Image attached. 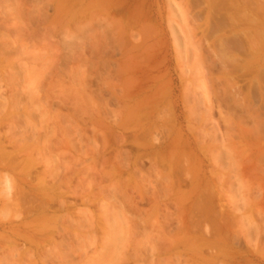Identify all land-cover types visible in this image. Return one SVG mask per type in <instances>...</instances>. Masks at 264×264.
Returning a JSON list of instances; mask_svg holds the SVG:
<instances>
[{"label":"rangeland","instance_id":"374dc122","mask_svg":"<svg viewBox=\"0 0 264 264\" xmlns=\"http://www.w3.org/2000/svg\"><path fill=\"white\" fill-rule=\"evenodd\" d=\"M259 46L264 0H0V162L13 164L0 189L4 177L24 178L22 207H35L41 177L54 182L51 226L59 218L80 237L63 264H93L99 252L124 256L113 264H264ZM171 146L179 158L168 167L158 157ZM17 211L0 208V222L32 220Z\"/></svg>","mask_w":264,"mask_h":264},{"label":"bare ground","instance_id":"6f19581e","mask_svg":"<svg viewBox=\"0 0 264 264\" xmlns=\"http://www.w3.org/2000/svg\"><path fill=\"white\" fill-rule=\"evenodd\" d=\"M242 3V2H241ZM229 4V3H228ZM235 4V3H234ZM239 4V3H238ZM238 4H237V7H239L238 6ZM247 4V3H246ZM246 4H244V6H246ZM231 6V5H230ZM244 6L242 5V8H244ZM235 7V6H234ZM236 7V8H237ZM247 7H248V4H247ZM235 8V9H236ZM241 8V7H240ZM241 8V9H242ZM250 8V7H249ZM257 12H258V14H260L261 15V10H262V8H261V5L260 4H258L257 3ZM233 9V8H232ZM234 9V10H235ZM238 9V8H237ZM255 9V8H254ZM249 10V9H248ZM235 11H237V10H235ZM240 11V10H239ZM254 11V10H253ZM232 12H234V11H232ZM240 12H242V11H240ZM244 12V11H243ZM242 12V13H243ZM253 13V12H252ZM251 13V14H252ZM239 14V13H238ZM241 14V13H240ZM244 14V13H243ZM246 14V13H245ZM254 14H256V13H254ZM253 14V15H254ZM245 16V15H244ZM257 17V16H256ZM259 17V16H258ZM261 17V16H260ZM246 18V17H245ZM257 19H259V18H257ZM250 20V19H249ZM256 21V20H255ZM259 21V23L257 24L256 22H255V26L254 27H256L257 28V30H256V32H259V34L261 33V31H259V29H261V30H263L262 28H263V25H262V23H261V20L259 19V20H257V22ZM245 24H246V22H245ZM253 33V32H252ZM261 35H263V32H262V34ZM239 38V37H238ZM243 38V37H242ZM259 38V37H258ZM261 38H262V36H261ZM233 42H235V41H233ZM236 43V42H235ZM232 44V43H231ZM236 44H238V45H236ZM235 45H236V47L235 48H237V47H239V49H241V51H244V50H242L243 48H242V44H241V46H240V44L239 43H236ZM248 44H250V43H248ZM234 45V46H235ZM233 46V47H234ZM260 47V46H259ZM259 47H257V49H258V53L262 56V54L264 53V48H263V46H261L260 48ZM2 48V47H1ZM252 48V47H251ZM245 49V48H244ZM238 50V49H237ZM251 51H252V49H251ZM155 52V51H154ZM239 52V51H238ZM257 52H256V54H257ZM1 53V52H0ZM255 53V52H254ZM250 55V54H249ZM255 56V55H254ZM248 57V56H247ZM259 57V56H258ZM255 58H256V56H255ZM254 58V59H255ZM263 58V57H262ZM41 59V58H40ZM259 59V58H258ZM258 59L256 60V61H258ZM261 59V58H260ZM42 60V59H41ZM256 61H253L251 64H253L254 62H256ZM250 63V62H249ZM256 64V63H255ZM255 64H253L254 66H256ZM264 64V63H263ZM259 65L260 67H262V66H264V65ZM258 65V64H257ZM255 68V67H254ZM258 68V67H257ZM262 70L261 68H258V70ZM260 71H258V74L259 75H262V73L260 74L259 73ZM261 72H263V71H261ZM40 74V76L42 75L41 73H39ZM263 75H264V73H263ZM262 75V76H263ZM35 76H37V75H35ZM39 77V76H38ZM33 79V78H32ZM37 79V78H36ZM150 79V78H149ZM155 79V78H154ZM153 79V80H154ZM38 81V80H37ZM36 81V83H34V84H37V85H39L38 86V88H39V90H41L40 88H41V80H40V84H38V82ZM147 81V80H146ZM156 81V80H155ZM11 83V82H10ZM32 83V84H33ZM13 84V83H12ZM30 84V83H29ZM144 84V83H143ZM142 84V85H143ZM36 85V86H37ZM148 85V84H147ZM156 85V84H155ZM36 86H35V88H36ZM141 86V85H140ZM158 86V85H157ZM32 88V87H31ZM38 88H36V89H38ZM39 90H38V92H39ZM153 90V89H152ZM162 90V89H161ZM31 91V90H30ZM33 91H34V88H33ZM158 91V90H157ZM156 91V92H157ZM37 92V91H36ZM151 92V91H150ZM161 93V92H160ZM16 94H18V93H16ZM36 94H38V93H36ZM152 94V93H151ZM164 94V93H163ZM166 94H169V93H166ZM154 95H157V93L156 94H154ZM34 96H35V94H34ZM33 96V94L31 95V97L33 98L34 97ZM152 96V95H151ZM161 96H162V94H161ZM165 96V95H164ZM163 96V97H164ZM29 97H30V95H29ZM36 97V96H35ZM147 97H149V96H147ZM160 97V96H159ZM158 97V98H159ZM166 97H168V96H166ZM13 98H14V96H13ZM150 98V97H149ZM152 98L153 97H151V100H152ZM36 99V98H35ZM11 100H12V98H11ZM155 100H157V99H155ZM163 100H165V99H163ZM16 101V100H15ZM147 102V101H146ZM18 103V102H17ZM158 103H159V101H158ZM8 104V103H7ZM157 104V103H156ZM15 105V104H14ZM155 105V104H154ZM146 106H148L147 105V103H146ZM150 106H152L153 107V109H155V110H157L156 109V107L155 106H153V105H151L150 104ZM159 106V105H158ZM10 107H11V105H10ZM12 107H14V106H12ZM17 107V106H16ZM20 107V106H19ZM149 107V106H148ZM151 107V108H152ZM155 107V108H154ZM15 108V107H14ZM149 109V108H148ZM152 109V110H153ZM150 110V109H149ZM13 111V110H12ZM143 112H145V111H143ZM153 112V111H152ZM13 113V112H12ZM17 113V112H16ZM23 113V112H22ZM159 113V112H158ZM8 114V113H7ZM27 114V113H26ZM31 114V113H30ZM10 115V114H9ZM15 115V114H14ZM13 115H11V116H9L10 118L12 117ZM151 116V115H150ZM164 116V115H163ZM8 117V118H9ZM14 117V116H13ZM24 117V116H23ZM166 117V116H165ZM17 118V117H16ZM20 118H21V116H20ZM25 118V117H24ZM145 118V117H144ZM147 118V117H146ZM18 119V118H17ZM148 119H149V117H148ZM162 120V119H161ZM169 120V119H168ZM14 121V120H13ZM164 121V120H163ZM15 122V121H14ZM158 122V121H157ZM169 124V123H168ZM155 125H157V124H155ZM162 125V124H161ZM177 125V124H176ZM166 126V125H165ZM161 128V127H160ZM175 128V127H174ZM162 132V131H161ZM15 133V132H14ZM163 134V133H162ZM145 137V136H144ZM29 138V137H28ZM169 138V137H168ZM147 139V138H146ZM174 139V138H173ZM29 140V139H28ZM27 140V141H28ZM26 141V142H27ZM31 141V140H30ZM9 142V141H8ZM7 142V143H8ZM14 142V141H13ZM24 142V141H23ZM157 139H156V143L155 144H157ZM196 142V141H195ZM12 143V142H11ZM22 143V142H21ZM29 143V142H28ZM158 143H160V142H158ZM194 143V142H193ZM197 143V142H196ZM20 144V143H19ZM29 144H31V143H29ZM29 144H27V145H29ZM147 144V143H146ZM200 144V143H199ZM14 145V144H13ZM24 145H26V144H24ZM158 145V144H157ZM10 146V145H9ZM16 146V145H15ZM32 146V145H31ZM175 146V145H174ZM3 147L4 146H2L1 148L3 149ZM29 147V146H28ZM154 147H156V146H154ZM172 148H173V146H171ZM18 148V147H17ZM159 148V147H158ZM162 148V147H161ZM185 148V147H184ZM1 149V150H2ZM5 149V148H4ZM3 149V150H4ZM11 149V148H10ZM15 149V148H14ZM21 149V148H20ZM19 149V150H20ZM199 149V148H198ZM1 150H0V152H1ZM23 150V149H22ZM175 150H176V152H178L177 154H179V151H178V149H177V146L175 147V148H173V149H171V148H169V151H168V154L166 155V156H162V157H158V159L159 158H161V159H159L160 160V162H161V164H163V165H166V166H170L171 164H174L175 162H176V157L177 158H179V156H177V154H176V152H175ZM11 151V150H10ZM3 152V151H2ZM15 152V151H14ZM25 153V152H24ZM28 154V153H27ZM151 154V153H150ZM0 155H2V154H0ZM5 155H7V154H5ZM3 156L4 158L6 157V158H8L7 156ZM15 155V154H14ZM182 155V154H181ZM183 155H184V153H183ZM11 156V155H10ZM23 156V155H22ZM29 156V155H28ZM21 157V156H20ZM157 157V156H156ZM5 158V159H6ZM11 157H9V159H10ZM22 158V157H21ZM261 158V157H260ZM259 158V159H260ZM2 159V158H1ZM4 159V161H2L1 160V162H0V166H1V169L0 170H3V171H5L6 170V168H7V171H9L12 167H13V164H12V167H10V168H8V166L6 165V164H8V162L5 164L4 162H6V160ZM11 159H13V158H11ZM19 159V158H18ZM31 158H29L28 160H30ZM165 159H167V160H165ZM264 159V158H263ZM198 160V159H197ZM10 161V160H9ZM26 161V160H25ZM157 161V160H156ZM156 161H155V164H156ZM12 162V161H11ZM19 162H21V161H19ZM19 162H17V163H19ZM27 162V161H26ZM115 162V161H114ZM113 162V163H114ZM16 163V162H15ZM14 163V164H15ZM21 163H23V162H21ZM29 163L31 164V161H29ZM116 163V162H115ZM158 163H159V161H158ZM257 163V162H256ZM26 164V163H25ZM176 164V163H175ZM200 164V163H199ZM9 165V164H8ZM17 165V164H16ZM18 165H20V164H18ZM157 165V164H156ZM159 165V164H158ZM9 166H11V163H10V165ZM165 166V167H166ZM193 166V165H192ZM2 167H3V169H2ZM17 167V166H16ZM23 167V166H22ZM121 167V166H120ZM124 167V166H123ZM188 167H189V165H188ZM4 168H5V170H4ZM15 168V167H14ZM112 168V167H111ZM115 168H116V166H115ZM17 170V169H16ZM21 170H23V169H21ZM112 170V169H111ZM14 171V170H13ZM114 171V170H113ZM190 171V170H189ZM201 171V170H200ZM199 171V172H200ZM6 172V171H5ZM19 173V172H18ZM115 173V172H114ZM24 174H26V173H24ZM23 174V175H24ZM3 175V174H2ZM16 175V174H15ZM112 175H113V173H112ZM4 176V175H3ZM18 176V175H17ZM14 177V176H13ZM23 177V176H22ZM25 177V176H24ZM112 177V176H111ZM3 177L1 176V179H2ZM8 178V179H7ZM7 178L5 179V177H4V179H2L1 180V185L3 186V187H1V188H3V189H0V190H2L1 191V195H2V197H1V195H0V197H1V199H0V208H1V210L3 211L4 209H5V211H6V209H7V211L8 210H12V211H14V212H18L17 210H19L20 208H22L24 211L23 212H25L26 213V217H30V218H32V220L31 221H29V222H27V223H25V221H23V225L22 226H16L15 228L13 227V226H10V222L8 223V221H4V222H6V223H4V222H0V264H2V262L4 263V260H6L5 262L7 263L8 262V260H11V258H13L12 259V263L14 264H17V263H19V264H26V263H28V264H36V262H35V258H37L38 259V261L41 263V264H59V263H66V254L69 252V251H72L73 250V248H72V246H73V244L75 243V242H77V241H79V238L80 237H78V236H74V235H66V233H64V231L62 232V229L59 227V226H57L58 225V223L61 221L59 218H57V219H55V221H56V225H54V226H51L52 225V222L54 223V218L53 219H50V217H48L47 216V211H48V209H47V207H46V203L47 202H49L50 200L51 201H53L54 199H58L60 196H62V194L59 196H57V197H52V196H50L49 194H48V192L46 191L48 188H51L52 186H53V184H54V182H52V186L50 187L49 185H47L46 184V179H45V177L43 176V178L41 177V179H40V181H39V185H40V187H38V185H37V187L40 189H38V188H36V189H34L33 190V194L35 193L34 191L36 190V194L34 195L35 197H38L37 199H41L42 201L41 202H37V206H35V207H33V206H26V207H22V204L25 202H23L22 203V201L26 198V197H28V195H27V192L24 190V178H23V180H22V178H17V179H9L10 177H8L7 176ZM178 178V177H177ZM179 179V178H178ZM188 179V178H187ZM17 181L18 183L20 182V185H17L16 184V186L14 185V182H12V181ZM26 180V179H25ZM11 181V182H10ZM27 181V180H26ZM52 181H53V178H52ZM253 181V180H252ZM38 182V181H37ZM48 182V181H47ZM67 182V181H66ZM11 183H13V186H12V184ZM50 183V182H49ZM57 183H56V180H55V185H56ZM67 184H68V182H67ZM190 184V183H189ZM200 184V183H199ZM51 185V184H50ZM58 185L59 184H57V187H58ZM195 185V184H194ZM197 186V185H196ZM48 187V188H47ZM56 187V188H57ZM195 187V186H194ZM31 188V187H30ZM197 188V187H196ZM205 188V187H204ZM52 189H55V187L54 188H51V191H52ZM192 189V188H191ZM198 189V188H197ZM200 189H201V187H200ZM58 190H60V189H58ZM58 190H57V193L56 194H58ZM195 191V190H194ZM60 192H62L63 194L65 193V192H63L62 190L60 191ZM78 192V191H77ZM77 192H74V193H77ZM202 192V191H201ZM204 192V191H203ZM11 193H12V195H11ZM51 193V192H50ZM194 193V192H193ZM197 194H198V191L196 192ZM199 193H200V191H199ZM31 194V193H30ZM197 194L195 195V194H193V195H195V197L197 196ZM11 195V196H10ZM66 195V194H65ZM70 195V194H69ZM78 195V194H77ZM82 195H84L83 194V192H82ZM212 195V194H211ZM187 196V195H186ZM66 197V196H65ZM84 197V196H83ZM29 198V197H28ZM50 198H53V199H50ZM60 198H62V197H60ZM69 198V197H68ZM186 198V197H185ZM189 198V197H188ZM203 198V197H202ZM214 198V197H213ZM46 199V200H45ZM50 199V200H49ZM84 199H86V201L84 200V202L82 203V204H86L87 203V198H84ZM196 199V198H195ZM2 200V201H1ZM35 199H32V201H34ZM45 200V201H44ZM60 200V199H59ZM78 200V199H77ZM76 200V201H77ZM82 200H83V198H82ZM81 200V201H82ZM197 200H199V199H197ZM197 200H195V201H197ZM65 202V201H64ZM204 202H205V199H204ZM209 202H210V200H209ZM30 202L28 201V202H26V205L27 204H29ZM39 203V204H38ZM30 204H35L34 202L33 203H30ZM65 204H67V203H65ZM64 203H63V201H58V208H59V210L62 212L63 211V206L65 205ZM24 205V204H23ZM25 206V205H24ZM51 209V208H50ZM51 210H53V209H51ZM204 210V209H203ZM193 211V210H192ZM196 211V210H195ZM202 211V210H201ZM191 212V211H190ZM199 212V211H198ZM210 212V211H209ZM193 213H194V211H193ZM193 213H191V214H193ZM55 216V215H54ZM116 216V215H115ZM121 216H122V212H121ZM121 216H119L120 218H121ZM118 217V216H117ZM118 217V219H116V217H114V219L113 220H115V224H116V222H117V220H119L120 218ZM192 217V216H191ZM2 218V217H1ZM125 219H124V222H121V223H123L124 225L125 224H127L128 222H129V229H131L130 231H129V229L128 230H126V229H123L124 227L122 226V225H120L119 224V227H123L122 229L125 231L126 230V232L128 233V231H129V235L131 234V232H133L134 233V235L136 236V234H135V232L134 231H132V228H131V219H128L127 220V218L126 217H124ZM10 219V218H9ZM123 218H121V220H122ZM121 220H119V221H121ZM126 220H127V222H126ZM1 221V220H0ZM3 221V220H2ZM9 221H11L12 222V219H10ZM107 220H105L104 222H106ZM123 221V220H122ZM114 222V221H113ZM192 222V221H191ZM190 222V223H191ZM65 223V222H64ZM88 223H90L89 221H88ZM120 223V222H119ZM60 224V223H59ZM102 224V223H101ZM112 224V223H111ZM115 224L113 223L112 225H114V227H115ZM12 225V224H11ZM103 225H105V224H103ZM88 226H91L92 227V225H91V223H90V225H88ZM107 226V225H106ZM108 226H110V225H108ZM117 226H118V224H117ZM59 227V228H58ZM90 227V228H91ZM112 227V226H111ZM111 227H108V231L111 229ZM113 227V228H114ZM119 227L116 229V232L118 233V232H123L122 234V236H126V235H128V234H126V235H124V231L123 230H121V231H119L120 229H119ZM179 227V226H178ZM89 228V229H90ZM97 228H98V226H97ZM102 228V227H101ZM194 228V227H193ZM88 229V228H87ZM94 228H92L91 229V232H92V234L93 233H95V231L93 230ZM178 229V228H177ZM66 230V229H65ZM86 230V229H85ZM99 230H100V228H99ZM106 230H107V227H106ZM87 232H88V230H86ZM104 231V230H103ZM102 231V233L104 234V232ZM91 232H90V234H91ZM107 232V231H106ZM88 234V233H87ZM94 235V234H93ZM129 235L128 236H126L125 238L126 239H130V241H131V238H129ZM132 235V234H131ZM134 235H133V237H134ZM114 236H116V235H114ZM75 237H76V239H75ZM92 237V236H91ZM103 237V236H102ZM110 237L113 239V238H115L114 239V241L115 242H117L118 243V240H119V237L118 236H116V237H113V235L111 236L110 235ZM128 237V238H127ZM192 237V236H191ZM194 237V236H193ZM93 238V237H92ZM124 238V237H123ZM122 238V239H123ZM125 238H124V240H125ZM151 238V237H150ZM155 238V237H154ZM153 238V239H154ZM100 239V238H99ZM105 239H106V237H105ZM112 239H110V240H112ZM121 239V238H120ZM134 239V238H133ZM147 239V238H146ZM152 239V240H153ZM160 239V238H159ZM193 239V238H192ZM191 239V240H192ZM200 239V238H199ZM88 240H89V237H88ZM94 241L92 242V243H95V239H93ZM103 240V239H102ZM107 240V239H106ZM109 240V241H110ZM148 240H149V238H148ZM108 241V242H109ZM127 242H126V244L128 245V246H130L131 247V242H129L128 243V240H126ZM133 241V240H132ZM151 241V240H150ZM149 241V242H150ZM161 241V240H160ZM174 241V240H173ZM91 242V241H90ZM122 242V240H120V242L117 244V243H114V242H112V243H114V245L113 246H116V245H120V243ZM145 242V241H144ZM147 242V241H146ZM159 242V241H158ZM81 243V242H80ZM102 243H104V241L102 242ZM123 243V242H122ZM153 243H154V241H153ZM178 243V242H177ZM76 244V243H75ZM78 244V243H77ZM108 244V243H107ZM116 244V245H115ZM161 244H163V243H161ZM57 245H59V249L60 250H65V251H60L59 253H60V257L62 258L61 259V262H57L56 260V263H54L53 262V257H52V259H50V255H49V253L51 252V247H53V250H54V247L56 246L57 247ZM84 245V244H83ZM95 245V244H94ZM100 245V244H99ZM98 245V246H99ZM103 245V244H102ZM104 245H105V247H102V249L104 248H107V250H110V249H112V248H110V247H107V245H106V242L104 243ZM103 245V246H104ZM112 245V244H111ZM111 245H109V246H111ZM127 245H125V243H124V247H128ZM173 245V244H172ZM195 245V244H194ZM25 246H28V249H23V248H26ZM161 246V245H160ZM74 247V246H73ZM79 247V246H78ZM112 247V246H111ZM117 247V246H116ZM168 247V246H167ZM200 247V246H199ZM110 248V249H109ZM164 248V247H163ZM174 248V247H173ZM57 249V248H56ZM77 249V248H76ZM99 249H100V247H99ZM102 249H101V252H102ZM119 249H120V247H119ZM122 249H123V247H122ZM127 249V248H126ZM154 249V248H153ZM165 249V248H164ZM197 249H199V248H197ZM106 250V249H105ZM121 250V249H120ZM143 250L145 251V249L143 248ZM150 250H152V249H150ZM67 251V252H66ZM112 250H110V252H111ZM200 251V250H199ZM131 252V251H130ZM151 252V251H150ZM149 252V253H150ZM163 252V251H162ZM56 253V252H55ZM71 253L72 252H70V253H68V255L70 254L71 255ZM100 253V252H99ZM97 254L98 256L99 255H101V258H104V259H106L107 260V258H105V257H107L108 256V253H107V255H106V253H105V251H104V253H105V255L104 254ZM112 253H113V251H112ZM126 253V252H125ZM147 253V252H146ZM92 254V253H91ZM69 255V256H70ZM96 255V256H97ZM104 255V256H103ZM112 255V254H111ZM110 255V258L106 261V260H104L105 262H103L102 260L103 259H101L100 257H99V260L97 261V257L95 258V259H90L91 260V262L93 263V264H97L98 262H100L101 261V264H113L112 262H113V260H115L116 259V261L120 258L119 256H121V254H114V255H112L113 257L115 256L116 258L114 259L113 258V260L111 259V256ZM138 255H139V253H138ZM58 256V255H57ZM72 256V255H71ZM141 256V255H140ZM123 257L124 256H122V259H123ZM217 257V256H216ZM92 258V257H91ZM94 258V257H93ZM23 259H24V261H23ZM25 259H26V261H25ZM59 257H58V261H59ZM122 259H120L119 261H117V263L118 262H120ZM130 259H131V257H130ZM134 259V258H133ZM52 260V261H51ZM66 260V261H65ZM95 260V261H94ZM110 260V261H109ZM97 261V262H96ZM112 261V262H111ZM51 262V263H50ZM71 262H72V259H71ZM96 262V263H95ZM103 262V263H102ZM121 263V262H120ZM68 264H69V262H68ZM100 264V263H99Z\"/></svg>","mask_w":264,"mask_h":264}]
</instances>
